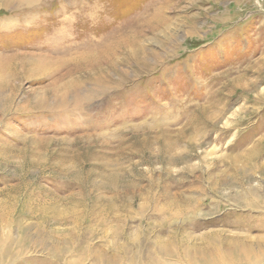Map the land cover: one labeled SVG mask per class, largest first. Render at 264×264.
<instances>
[{"label": "rangeland", "instance_id": "obj_1", "mask_svg": "<svg viewBox=\"0 0 264 264\" xmlns=\"http://www.w3.org/2000/svg\"><path fill=\"white\" fill-rule=\"evenodd\" d=\"M256 139L253 175L213 188L218 159ZM240 191L264 204V0H0V199L15 195L20 210L28 197H67L87 220L111 205L97 264H127L160 245L181 253L169 235L193 225L263 249L264 208L236 204ZM83 226L55 230L60 247L76 252Z\"/></svg>", "mask_w": 264, "mask_h": 264}, {"label": "bare ground", "instance_id": "obj_2", "mask_svg": "<svg viewBox=\"0 0 264 264\" xmlns=\"http://www.w3.org/2000/svg\"><path fill=\"white\" fill-rule=\"evenodd\" d=\"M22 1L31 2V0ZM154 16L152 15L153 19H156ZM111 49L114 50V48ZM100 56L102 57L103 53ZM135 58L136 64L144 63V56L139 58L135 56ZM110 63L113 64L114 61ZM65 93L64 90L62 101L52 107H62L65 103ZM76 100L80 101L81 98L76 96ZM219 102L225 101L212 100V102H209V107L212 108ZM44 104L46 106V103ZM205 108L202 109V113L207 119L218 118L224 114L222 107V109L215 110L216 112L210 114L207 112L210 108H207V110ZM200 118L198 114L189 120L193 133L200 134L206 127L204 121H200ZM228 131H225V133ZM244 142L242 141V143ZM242 143L235 141L231 145L232 150H237ZM252 144H250L251 147L245 150L242 149L243 152L241 150L237 154L235 153V156L225 154L218 159V163L214 164L207 173L213 188H216V185L226 186L231 181L241 182L243 177L253 175L257 167H260L261 155L258 150L254 149L260 144V140L256 139ZM221 167L223 168L220 169ZM19 188L20 185H10L8 190L17 192L16 190H19ZM249 189L256 194L253 185ZM252 192L251 194H244L240 191L233 193L234 195L230 197H234L233 201L236 204L246 207L248 210L258 209L261 206L264 208V204L261 205ZM81 205H83L82 201H71L67 197H50L45 194L39 200L28 197L19 210L16 196L6 194L3 199H0V264H65L72 251L68 248V244L64 245L63 248L60 247L59 244L62 242H60L61 238L59 237L63 236L54 235V232L68 231V229L77 230L81 224H84V235L75 249L76 252L72 253V256L79 257L75 264H81L86 257L89 258L90 264H97L102 259L100 248L105 243L99 236L103 234L105 240L111 237L107 234V228L104 225L113 222L116 215L113 207L107 205V208H105L107 211L104 213L99 210L90 211L87 220L85 212L78 209ZM170 216L169 214L164 216L165 221H169ZM225 216H228V213ZM261 219L257 225L264 228V217H261ZM195 228L196 225H193L190 232L185 228H178V233H175L174 237L173 233L169 235L171 243L172 238H174L179 241L178 246L186 245L181 253L176 251L175 246L160 245L157 253L143 249L142 254L138 256L139 258L131 257L127 264H258L264 259V248L253 249L247 235H243V238L241 235L231 233L226 229L212 230L196 235L192 232ZM164 230H158L156 239L160 237L161 233H164ZM38 256L42 258L39 259Z\"/></svg>", "mask_w": 264, "mask_h": 264}]
</instances>
